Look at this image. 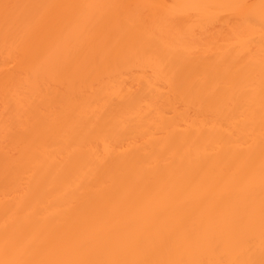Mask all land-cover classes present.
<instances>
[{
	"label": "bare ground",
	"instance_id": "6f19581e",
	"mask_svg": "<svg viewBox=\"0 0 264 264\" xmlns=\"http://www.w3.org/2000/svg\"><path fill=\"white\" fill-rule=\"evenodd\" d=\"M0 264H264V0H0Z\"/></svg>",
	"mask_w": 264,
	"mask_h": 264
}]
</instances>
